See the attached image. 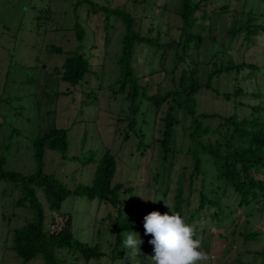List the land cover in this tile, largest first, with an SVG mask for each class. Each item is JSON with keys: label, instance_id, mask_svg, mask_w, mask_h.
Returning <instances> with one entry per match:
<instances>
[{"label": "rangeland", "instance_id": "rangeland-1", "mask_svg": "<svg viewBox=\"0 0 264 264\" xmlns=\"http://www.w3.org/2000/svg\"><path fill=\"white\" fill-rule=\"evenodd\" d=\"M91 1L97 6L125 10L134 17L135 29L141 36L158 38L160 44H167L162 66L163 50L155 45L137 44L131 67L149 95L168 92L181 69L176 67L184 39L179 15L181 0ZM74 3L75 0H0V158L6 160L4 169L32 173L35 169L32 141L52 128H62L67 130V151H46V173L54 174L72 190L77 184L89 186L94 164L86 165L88 158L94 156L98 160L108 150L117 164L112 183L122 184L126 189V193L123 189L119 195L123 212L137 213L143 218L154 210L171 214L180 184L183 216L195 224L197 236L211 257L210 264L237 261L260 264L257 252L264 248V199L259 205L238 207L233 190L216 181L214 164L204 152H200L201 175L190 184L194 155L189 153L190 119L180 112L173 155L163 160L159 140L166 104L156 108L139 94L135 102L138 106L136 134L126 131L133 104L127 98L129 89L120 93L115 86L119 75L116 57L121 51L125 28L117 18L105 26L101 12L95 14L87 4L75 8ZM223 6L227 9L222 10ZM48 9L49 21L39 20L38 16H43ZM202 9L207 16L198 12L194 27L186 30L200 36L202 43L197 48L191 43L185 54L188 64L197 68L200 83H205L208 73L228 60L254 64L260 70L215 78L212 87L219 94L232 93L238 86L244 95L236 101H226L202 89L195 97L197 113L223 117L235 113L242 119L256 117L251 108L261 106L263 112L259 116L264 120V31L254 36L251 43L244 40L243 34L236 38L230 34L233 22L243 24L250 11L253 23L264 26V0H205ZM77 26L82 29V41L77 39ZM52 47L60 48L63 54L52 52ZM69 51H78L91 65V72L75 86L60 81L54 72ZM147 76L150 77L146 79ZM90 92L95 95L89 97ZM203 122L215 130L209 139L214 142L219 138L218 131L224 130L221 119ZM139 142L146 146L138 147ZM201 191L209 199L220 197L227 215H214L215 208L208 205L201 209ZM20 196L17 187L0 180V264H22L11 250V231L30 221L32 213L16 207L15 201ZM39 198L45 208L46 230L53 229L52 221L60 226L63 217L70 214L75 239L99 245L104 257L88 264H131L121 248L123 231L119 237L112 228L117 208L71 195L59 212L52 213L41 194ZM97 231L102 235L100 238ZM251 232H258L259 237L257 241L246 242L244 237ZM140 237L144 243L138 260L146 256L147 264H151L150 256L154 255L153 246L148 242L151 237ZM115 247L116 252L112 253ZM70 261L84 264L79 255ZM28 264L43 262L37 257Z\"/></svg>", "mask_w": 264, "mask_h": 264}, {"label": "trees", "instance_id": "trees-1", "mask_svg": "<svg viewBox=\"0 0 264 264\" xmlns=\"http://www.w3.org/2000/svg\"><path fill=\"white\" fill-rule=\"evenodd\" d=\"M204 1L181 0L179 15L183 22L184 39L182 55L178 57L176 66L181 68L180 74L168 92L160 93L157 91L153 95H149L146 92L147 90L140 85L141 79L135 75L131 67L134 51L137 44L155 45L157 49L163 50L160 56V65L162 66L163 58L166 55L164 49L167 44H160L158 38L149 39L141 36L135 29L134 17L125 10L108 6H97L91 0H75L74 7L77 8L79 5L87 4L95 14L102 13L105 26L111 19L117 18L125 28V33L121 40V51L116 57L119 65V75L115 86L120 93L129 89L127 98L133 104L131 114L128 115L126 131L136 134L135 115L137 114L138 106L135 102L139 94L147 101L153 103L156 108L166 104L165 116L162 118L164 129L159 140V146L164 157L163 160L169 157L170 154L173 155L172 146L175 144V127L180 123L177 113L180 112L184 118L188 117L190 119L189 139L192 144L189 153L194 152L192 157L193 169L189 175L190 184L201 175L200 152H204L214 164L216 181L233 190L238 198V207H249L252 204L259 205L261 199H264V178L260 177L261 175L264 177V120L259 116L263 112V108L261 106L252 107V112L256 113L257 116L251 115V118L242 119H239L235 113L229 117L219 116L214 113L198 114L195 97L202 89H206L222 96L226 101H236L244 95L240 87L237 86L232 93L219 94L212 87L213 80L229 73L238 74L247 70L251 74L258 72L260 69L254 64L244 62L237 64L228 60L209 72L205 83H200L197 68H193L188 64L185 54L191 48V43L194 44L192 46L196 45L197 48L201 45L202 39L191 32L186 33V30L194 27L197 21L196 14L203 12L202 2ZM226 9V6L222 7V10ZM49 14L50 9L44 11L43 16H38V19L42 18L44 21H49ZM206 16L207 14L204 13L203 17ZM253 22L251 11L247 14V19L243 24L233 22L230 30L232 38L243 34L246 42H253V37L260 31H264L262 24L255 25ZM74 25L76 26V23ZM77 28V39L82 41V29L79 26ZM51 51L59 55L63 54L62 50L57 47H52ZM90 69L91 65L88 59H85L78 51H69L66 53L61 67H55L54 72L58 75L60 81L75 86L84 80L85 75L91 72ZM148 77L150 76H147L146 79ZM94 95V92H90L88 96ZM237 105L242 106L243 104L237 103ZM215 118L221 119V126L224 130L222 132L218 131L220 132L218 133L219 138L211 142L209 139L215 130L203 121ZM66 132L67 130L62 128H52L43 136H39L32 141V158L35 163V169L32 173L23 174L16 171H8L4 169L6 160L0 158V180L9 182L20 190L21 196L15 201L16 207L28 209L32 213L30 221L11 231V250L22 260V264H28L37 257H40L43 264H72L70 260L75 261L77 255L81 257L84 264H88L92 260H99L104 257V253L101 252L98 244L91 245L88 241L81 242L75 239L72 232V216L70 214L63 217L60 226L52 221L51 226H53V229L51 231L46 230L45 208L39 198V194L42 195L47 209L52 213L59 212L62 203L71 195L86 198L88 201L97 200L99 203L110 204L117 208L116 215L112 219V228L119 237H121L122 231L137 232L140 235H144L146 239L151 237L144 234L142 216L133 212L125 213L120 207L119 195L124 189V185H113L112 183L117 171V164L114 155L110 151L105 150L98 160H95L94 156L88 158L86 165L94 164L92 181L89 186L77 184L72 190L55 177L54 174L44 171L46 151H67ZM141 136L143 138V135ZM125 138L127 139V134ZM142 146L146 145L139 142L138 147L141 148ZM217 189H219V186ZM176 191L173 211H178L183 215V186L179 184ZM123 192L126 193V189ZM211 193L215 194V191L212 190ZM199 196L201 209L203 206L208 205L211 208H215L214 215L219 217L223 214L227 215L222 208L220 197L209 199L202 191ZM96 234L97 237L100 235L98 238L102 236L98 231ZM258 237V232H251L247 233L244 238L246 242H250L257 241ZM114 252H116V247L112 253ZM251 252L249 251L250 254H252ZM257 254L259 255L257 258H259L260 264H264V248ZM146 258V256L142 258L140 264H147ZM235 264L251 263L237 261Z\"/></svg>", "mask_w": 264, "mask_h": 264}, {"label": "clouds", "instance_id": "clouds-1", "mask_svg": "<svg viewBox=\"0 0 264 264\" xmlns=\"http://www.w3.org/2000/svg\"><path fill=\"white\" fill-rule=\"evenodd\" d=\"M171 210V209H170ZM144 234L150 235L148 241L153 246L151 264H210L211 257L204 250L197 236L196 226L189 223L178 211L161 213L151 211L143 218ZM121 248L131 264H140L141 245L144 241L139 233H122Z\"/></svg>", "mask_w": 264, "mask_h": 264}]
</instances>
